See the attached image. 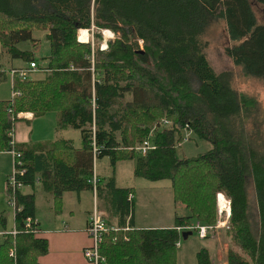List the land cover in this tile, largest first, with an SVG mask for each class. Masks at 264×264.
I'll use <instances>...</instances> for the list:
<instances>
[{"label": "trees", "instance_id": "obj_1", "mask_svg": "<svg viewBox=\"0 0 264 264\" xmlns=\"http://www.w3.org/2000/svg\"><path fill=\"white\" fill-rule=\"evenodd\" d=\"M260 15L264 18V0H0V55L34 61L43 72L40 78L14 79L19 94L0 100V152L10 148L6 131L18 113L53 112L57 133L79 131L78 146L55 135L12 148L25 169L22 184L32 190L38 182L57 208L64 192L91 190L86 180L92 143L95 162L103 156L111 166L132 161L134 176L169 181L172 203L187 213L174 216L170 227L135 228L131 205L129 229L103 234L99 252L106 264H176L175 227L214 224L216 192L230 201L225 233L235 249L227 247L226 264H264V108L254 95L236 88L230 73L215 72L207 59L215 29L223 24L229 41L224 54L238 77L264 83ZM81 30L97 41L99 30L114 37L101 49L80 41ZM32 31L44 32L48 43L47 55L39 59L32 52L39 42ZM24 42L32 48L20 49ZM3 74L0 69V81ZM161 117L171 127L149 133ZM182 132L210 148L178 157ZM147 137L155 148L139 156L132 147ZM99 187L98 181L95 195ZM103 189L115 225L123 227L131 188L115 186L110 176ZM15 195L20 210L13 214L14 264H38L46 241L36 236L37 223L29 231L22 223L34 219V195ZM11 240L7 235L0 244V264H12ZM194 257L195 264H217L205 246Z\"/></svg>", "mask_w": 264, "mask_h": 264}, {"label": "rangeland", "instance_id": "obj_2", "mask_svg": "<svg viewBox=\"0 0 264 264\" xmlns=\"http://www.w3.org/2000/svg\"><path fill=\"white\" fill-rule=\"evenodd\" d=\"M259 22L264 23L263 15L258 16ZM85 31V30H81ZM95 31V30H93ZM105 31V32H104ZM87 32V31H86ZM101 39L97 41L95 38L91 36L88 32L87 41L91 44H97L99 47H105L104 43L113 38L114 35L111 33V36L106 34L107 30H99L98 31ZM32 37L38 39L37 46L32 49V52L35 58L39 59L40 57L46 56L48 53V43L44 40L43 35L44 32L42 31H32ZM77 34V37H80ZM78 39V38H77ZM79 40V39H78ZM210 45L207 47V59L210 62V65L214 69L215 72L220 71H227L230 73L234 78L235 86L238 90L245 91L250 93L256 97L259 101L260 106L264 108V83L255 80V79H247L241 80L238 77V72L236 67H234L232 61L229 57L224 54V48L229 45L228 38L226 36L225 28L223 24H220L216 27L213 37L211 39ZM18 47L20 49H31L32 47L28 42L19 43ZM7 59V61H5ZM0 69L7 71L8 67H20L26 65V62H23L20 59H12L8 60V58L4 55H0ZM40 64H43V61L38 60ZM3 63V65H1ZM37 64V63H36ZM4 68V69H3ZM43 76V72H35L28 76V78H40ZM3 79V78H2ZM1 79V80H2ZM4 82L7 84L9 83V78L4 74ZM1 89L3 90L1 94L6 93V85L2 84ZM9 97V88L8 94ZM7 97V98H8ZM8 100V99H6ZM159 120V118L155 119L152 125ZM60 137L68 138L73 145H77L80 143V136L79 131L72 128H66L65 131H61ZM185 132H182V137ZM59 137V138H60ZM210 148V144L207 141L199 140L191 134H188L186 141H180L179 145L176 147V154L178 157H189L194 156L198 153L204 152L205 150ZM11 159V158H10ZM132 163L130 162V165ZM126 165L129 166V163H125V167L122 168V163L120 162L115 170L114 174L116 177V184L118 186H127L131 188V191L134 195V213L135 219L138 225H149V224H157L163 226H170L172 225L174 216H181L182 214H186V210L181 205H174L172 203L171 198V189L169 185V181L166 179L157 180V181H149L140 177H136L132 174L130 169L126 168ZM132 166V165H131ZM10 168H11V161H10ZM10 171V170H9ZM95 172L97 174L105 175L110 174L111 166L108 163L106 158L100 159V161L95 162ZM99 178V177H98ZM101 180V179H100ZM39 186V185H38ZM30 189V188H29ZM39 191H42L39 187ZM26 190V189H21ZM31 190V189H30ZM31 192L34 193L33 190ZM68 195H72L71 193ZM249 195L252 194L249 191ZM5 193L3 194V203L2 209H0V244L3 243V240L7 235H9L11 229L13 228V213L12 209L9 205L5 202ZM97 203V201H96ZM61 202L59 204V208L57 206H53V213L57 214L60 212ZM43 201L40 200L39 196H37V211L36 217L39 220L40 228H44L47 225L49 217H52L48 214L47 210L45 209ZM69 208V202L65 200V209ZM58 210V211H57ZM3 221V222H2ZM11 243L15 242V237H11ZM221 245V255L222 258L224 257V249L228 246H234L229 242V237L225 233V229H222L218 232L217 236L210 235L207 239H198L194 231L191 232L185 239L179 238V246L175 247L176 251V264H195V252L200 247H208L212 244ZM226 245V246H225ZM235 249V248H234ZM2 251V249H0Z\"/></svg>", "mask_w": 264, "mask_h": 264}, {"label": "crops", "instance_id": "obj_3", "mask_svg": "<svg viewBox=\"0 0 264 264\" xmlns=\"http://www.w3.org/2000/svg\"><path fill=\"white\" fill-rule=\"evenodd\" d=\"M5 61H7V59H5ZM1 65H3V63ZM3 72L5 74L6 71L3 70ZM4 74L2 76L3 79L0 81V86L2 84L6 85V93L1 94L3 90L0 87V100L10 99L11 86L8 85L7 87V84L4 82ZM8 84H10V81ZM8 88L9 97L7 96ZM16 117L17 119L13 123V140L15 144L49 141L52 140L55 135L60 136V133H57V130L55 131V114L53 112H45L39 116H32L30 112H20L17 114ZM78 145L79 144H77L76 146ZM102 158H106L109 163V158L107 156H103L97 159V161H100V159ZM10 161L11 159L9 154L4 151L0 152V209H2L1 204L3 203V194L5 193L4 178L10 170ZM120 162L122 163V168L125 167V163H129V166L126 165V168L127 170L129 168L132 172V161L118 160L115 161L112 166L110 165L111 172L109 175H103L101 174V172H99L100 174H98L100 190H98V194L96 195L97 207L103 212L107 222L114 224H116V220L108 210L103 184L108 177L113 176L115 186L127 187L118 186L116 184L114 170ZM130 162L132 163V166L130 165ZM38 185L39 183L35 182L34 187L32 189L34 191V193L32 192L34 195V219L37 223L38 228L36 236L43 238L46 241V251L43 254L38 255L36 258L38 264H87L82 256V249L89 244V237L85 233V224L90 209L92 207V193L87 189L81 190L79 192H64L61 197L60 212L54 214V204L51 195L44 191H39L40 186ZM22 188L26 190L23 191L21 190ZM21 189L19 191L23 194L31 192L29 187L25 185H23ZM70 193L72 195H68ZM130 193L132 195L131 225L133 227L165 228L171 226H163L157 224H149L144 226L138 225L135 219V213L133 209L134 195L132 191ZM37 196H39L40 200L43 201V204L44 206H46L45 209L47 210L48 214L52 216L49 217L47 225H45V227L42 229L40 228L39 220L36 217ZM65 200L69 202L68 209H65ZM217 245L218 246L212 244L211 246L207 247L210 252L211 258L217 264H226L227 247L223 251L225 257V259H223L221 255V245H219V243Z\"/></svg>", "mask_w": 264, "mask_h": 264}, {"label": "built area", "instance_id": "obj_4", "mask_svg": "<svg viewBox=\"0 0 264 264\" xmlns=\"http://www.w3.org/2000/svg\"><path fill=\"white\" fill-rule=\"evenodd\" d=\"M137 43L139 48H141V40H137ZM99 48L103 49L105 47L102 48L100 46ZM38 71L40 70L34 61H30L26 63V65L21 67L9 68L5 73L9 78L10 86H11L10 99L19 94V90L13 87L14 79H17L18 81H23L25 79H28L29 75ZM13 123L14 122L11 123L10 128L6 131V134L10 137L8 141L10 148L7 149L5 152L9 154L11 158V168L4 178V190L6 196L5 202L7 205L11 207L12 213L14 214V212L20 210V205L16 203L15 194L23 186L22 182L19 180V177L23 175L25 169L22 167V162L20 160V153L12 148L14 144ZM171 125L172 124L168 119L161 117L152 125L153 127L150 128L149 133H151L153 130H162L165 128H169L171 127ZM188 134L189 132L184 133L182 141L187 140ZM91 146H92L91 147L92 168H91V174L87 178L86 182L90 184L91 186L90 192L92 193L93 196H92V207L90 209L85 224V233L89 237V244L82 249V256L87 264H106L105 257L101 255L99 252V246L102 242L103 234L106 233L107 231H116L118 229L121 230L129 229V225L127 224V222L131 214L132 195L131 193H128L126 196V201L129 205V209H128V214L125 217V223L123 224L124 226L117 227L114 223L107 222L106 217L104 216L103 212L100 209H98L96 203L95 192H96V186L99 181L97 177V173L95 172V160H96L95 157L97 153V147H95L93 143ZM153 148H155V145L150 143L148 137L144 138L140 143L132 147L134 152L139 156H145L146 153L149 150H152ZM215 214H216V220L214 224H202L199 223L198 221H193L188 225L176 226L175 230L178 234V240L175 242V247L179 246V238L181 231H186V230H189L191 232L194 231L198 239H205L210 235L216 237L220 230L228 229L230 201L229 198L222 192L215 193ZM22 223H23L24 231H29L32 228V224H35L36 221L35 219L26 217L24 220H22ZM16 232L17 230L13 225V228L11 229L9 235L11 237H14ZM7 255L12 259V264H14V242H12L11 247L8 249Z\"/></svg>", "mask_w": 264, "mask_h": 264}, {"label": "bare ground", "instance_id": "obj_5", "mask_svg": "<svg viewBox=\"0 0 264 264\" xmlns=\"http://www.w3.org/2000/svg\"><path fill=\"white\" fill-rule=\"evenodd\" d=\"M79 33L81 34L79 37L80 41H87L88 33L86 31H80ZM106 34L111 36V33L109 32H106Z\"/></svg>", "mask_w": 264, "mask_h": 264}, {"label": "water", "instance_id": "obj_6", "mask_svg": "<svg viewBox=\"0 0 264 264\" xmlns=\"http://www.w3.org/2000/svg\"><path fill=\"white\" fill-rule=\"evenodd\" d=\"M191 234V231H189V230H186V231H181L180 232V237L182 238V239H185L188 235H190Z\"/></svg>", "mask_w": 264, "mask_h": 264}]
</instances>
